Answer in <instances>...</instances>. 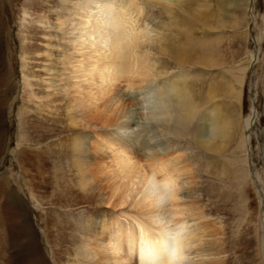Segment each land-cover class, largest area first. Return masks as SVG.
Wrapping results in <instances>:
<instances>
[{"label": "bare ground", "instance_id": "6f19581e", "mask_svg": "<svg viewBox=\"0 0 264 264\" xmlns=\"http://www.w3.org/2000/svg\"><path fill=\"white\" fill-rule=\"evenodd\" d=\"M156 1L170 9L169 27L183 23L175 18L172 8L179 7L183 0ZM63 3L54 27L61 35L59 67L46 68L50 78L41 83L48 100L53 95H63L65 100L67 126L61 132L72 134L67 142L73 169L77 171L76 186L62 191L67 208L87 210L78 218L73 217L71 210L60 213L62 224L57 230L61 236L68 230L81 234L71 264H224L221 228L192 195L195 176L185 157L189 147L180 143L187 139L196 149L221 153L231 147V142L238 141L236 149L242 151L240 162L244 166L236 179L248 178L244 153L250 137L244 129L250 132L257 111L254 109L252 115L241 120V106L239 111H229L230 106L218 100L221 88L227 86L229 96L241 103L247 67L230 71L233 77L219 81L223 82L221 87L210 82L202 93L196 86L197 74L186 71L189 69L185 70V66L190 61L204 68L219 65L215 45L219 38H196L189 25L182 30L184 41L171 46L172 36L165 33V28L150 24L147 4L141 0ZM205 3L209 0L201 4L200 15ZM218 4L224 16H214L211 24L216 28L229 25L237 30L247 25L248 13L255 20L249 0H219ZM202 16L200 22L208 27ZM29 18L28 9L23 8L22 23H28ZM38 22L53 28L46 13ZM27 41V37H22L20 55L24 92L29 95L31 106L40 97L33 82L37 75L29 72ZM257 44L259 54L264 44V14L258 26ZM154 50L160 56L172 54L181 70L171 73L168 65L164 69ZM50 51H46L47 58L52 57ZM250 55L247 54L248 60ZM261 61L264 63V57ZM236 84L240 90L235 89ZM134 107L145 111L140 113V119L147 124L139 131H135L140 124L133 117ZM19 139L18 150L13 153L21 155L18 165L26 180L29 171L25 168L32 163L29 160L36 165L40 156L31 149V139L25 133ZM256 177L264 186V174ZM241 199L247 205L243 194ZM9 200L13 208L15 204ZM37 203L41 206L40 201ZM49 216L45 214L46 228L51 221ZM261 230L264 253V226Z\"/></svg>", "mask_w": 264, "mask_h": 264}, {"label": "rangeland", "instance_id": "374dc122", "mask_svg": "<svg viewBox=\"0 0 264 264\" xmlns=\"http://www.w3.org/2000/svg\"><path fill=\"white\" fill-rule=\"evenodd\" d=\"M63 1L0 0V264H33L34 260V264H71L75 249L80 244V233L68 230L62 237L61 232L57 230L60 227L58 224H62L61 212L71 210L75 218L87 212L82 207L67 208L62 194L67 188L75 187L77 182V171L73 169L67 142L72 134L61 132V128L67 126L65 100L63 95H53L48 100V92L41 83L42 79L50 78L46 68L59 67L58 45L61 35L54 27ZM141 1L143 5L147 4L146 13L150 24L153 27L165 28V33L168 32L172 36L171 46L184 41L182 30H186L189 25L192 27V35L196 38L203 37L208 41L220 39L215 44L220 55L219 65L204 68L190 61L191 63L185 66V70L189 69L186 71L197 74L196 79L199 82L196 86L200 92L205 93L210 82L223 86V82L219 81L224 80V77H233L230 71L235 73L236 67H247L246 79L241 88V103L229 96L227 86L221 88L218 100L229 105V111H239L241 106V120H245L247 115H252L254 109L257 111V120L250 130L255 153L254 168L250 163L249 146H246L244 153L247 158L248 178L236 179L239 173L242 174L244 166V163L240 162L242 151L236 149V140L231 142L230 148L221 153L196 149L187 139L181 140L180 146L189 147L185 157L195 176L192 195L203 212L221 228L219 232L223 234L220 237L224 264H262L264 186L256 176L264 174V90H261L262 78L264 79V63L261 61L264 57V44L261 48L262 54H258L257 36L258 26L264 14V0H255L251 9L255 20L249 17L248 13L247 25H241L237 30L229 25L216 28L214 23L211 24L214 16H224L219 8V0H209L208 4L205 3L207 6L202 11L203 16L199 10L205 0H183L179 7H172L175 18L183 22L173 28L168 26L170 9L166 10L162 3L156 0ZM23 8L28 9L30 14L29 22L25 25L22 23ZM167 8L171 7L167 5ZM45 13L49 16L53 28H45L39 24V17ZM199 16L203 17L201 20L204 19L208 27L202 25ZM24 36L28 38L27 46L30 47L29 72L37 75L33 81L40 97L39 101H35L36 106L38 102L37 107L33 103L30 106L29 95L24 92L22 82L20 53ZM49 45L51 47H48ZM46 51H50L51 58H47ZM153 52L157 54L156 58H159L164 69H167L168 65L171 73L181 70L176 66L177 62L172 54L160 56L158 51ZM249 53L251 55L248 60ZM251 82L254 83L255 106L249 98L248 89ZM235 89L240 90V86L236 84ZM138 108H132L135 116L130 113L140 124L135 126V131L142 130L147 124L140 119V113L145 111ZM244 131L245 135L250 133L245 129ZM24 133L31 139V149L40 156L36 165H33V160H29L32 163H28L25 168L29 171L26 180L22 178L18 165L21 155L19 157L17 151L13 153ZM159 139L165 140L162 137ZM223 169L226 170L225 173ZM241 194L245 196L247 205L241 199ZM7 199L14 202L13 208ZM37 200L42 207L38 205ZM245 206L249 208L248 211ZM46 213L50 214L51 221L47 225L49 228L45 227Z\"/></svg>", "mask_w": 264, "mask_h": 264}, {"label": "water", "instance_id": "95a60500", "mask_svg": "<svg viewBox=\"0 0 264 264\" xmlns=\"http://www.w3.org/2000/svg\"><path fill=\"white\" fill-rule=\"evenodd\" d=\"M254 2H255V0H250V4H249V8H250V10H251V8L253 7V5H254ZM255 46V45H254ZM250 86H249V98H250V101H251V104H253V106H255V99H254V83L253 82H251L250 84H249ZM249 137H250V139H249V143H248V149H250V163H251V167L252 168H254V166H255V164H254V159H253V156H254V149H253V146H252V133L250 132L249 133Z\"/></svg>", "mask_w": 264, "mask_h": 264}]
</instances>
